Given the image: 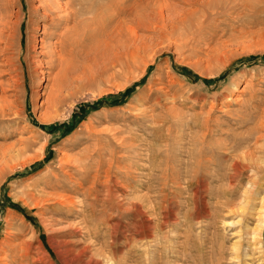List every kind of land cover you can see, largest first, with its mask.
Returning a JSON list of instances; mask_svg holds the SVG:
<instances>
[{
	"label": "rangeland",
	"instance_id": "obj_1",
	"mask_svg": "<svg viewBox=\"0 0 264 264\" xmlns=\"http://www.w3.org/2000/svg\"><path fill=\"white\" fill-rule=\"evenodd\" d=\"M65 1L0 0L1 35L17 24L0 42V264H264V224L247 233L264 193V0H113L121 23L48 77L43 8ZM235 161L260 162L254 181L230 183ZM64 173L79 182L59 204Z\"/></svg>",
	"mask_w": 264,
	"mask_h": 264
},
{
	"label": "bare ground",
	"instance_id": "obj_2",
	"mask_svg": "<svg viewBox=\"0 0 264 264\" xmlns=\"http://www.w3.org/2000/svg\"><path fill=\"white\" fill-rule=\"evenodd\" d=\"M99 2H101V3H98L97 0H66L63 4H60V3H52L51 4L50 3L49 5H47V7L43 8L44 9L43 17H47L48 20H50L49 26L46 29L44 36L48 37L50 39L53 38V42H52L51 46L49 47L50 51L47 52V53H49V57H50V59L47 61V68L49 71L47 74L48 77L50 76L51 72H54L55 70H57V72L63 71L64 66L67 63L66 58L69 57L70 55H72L73 50L76 49L77 46H79L80 44L82 45L83 42H87V41L90 42L91 40H93L94 35H95V31L97 28L100 29L103 32V34H106V36H107L108 35L107 33H109L112 25H114L116 22H119L120 14L116 12L118 10V8L114 4V1L113 0H110V1L109 0H100ZM3 10H4V8L0 4V27H2L4 29L6 27V25H8L7 24L8 22L4 19L5 16L2 13ZM60 12L62 14H60ZM119 23H121V21ZM16 27H17V24L14 23L13 26H11L12 32L9 31V33L5 34V36H3L4 34L1 35L4 31L0 30V42H1V38L4 37L6 40V45H7V43L9 42L8 40L10 39V37H12L13 38L12 44L15 45L14 42L17 41L16 40L17 39L16 38V35H17L16 34ZM7 49H8L7 46H5L3 48L0 47V50H3L2 52H3L4 56L7 57V59H9L10 55H9V52L6 51ZM0 54H2V53H0ZM125 66H127V65H125ZM3 71H5V70H3ZM51 101L54 102L55 100L52 98ZM0 110H1V112H4V106L0 105ZM2 121H4V120H2ZM66 157L69 158V156H66ZM72 158H73V156H72ZM78 158H79L80 165L83 166L84 165L83 161L85 160L86 157L84 155H82ZM74 159H75V161L77 160L76 157ZM205 161H210V160L205 159ZM68 162H71L70 159H68ZM260 165L261 164L259 161H255L252 164H243L239 161L233 162V164L231 165V169H232L233 173L228 175L230 183L232 184L235 180H237L240 177V175L244 172V170H246V169L247 170L249 169L250 171L253 172L252 180L255 179V177L257 176V174L259 173V170L261 168ZM209 167L210 166H207V165L203 166V171H202L200 177L198 178L199 185L203 186L204 184H206L207 182L210 181V180L208 181V178H207V177H209V169H210ZM70 169H69V171H70ZM74 175L72 173H70V174L64 173V177H63L64 180L56 181L54 184L48 185V186L55 189L54 190L55 192L54 193L50 192V195L51 194L56 195L57 202L59 204H66L67 202L70 201L71 196L68 192V189H69V187H71V182L72 183L74 181L79 182V180H78L79 174H77V178L74 177ZM211 175H213V174H211ZM216 175H217V177H221V175H219L217 173H216ZM62 176H63V174H62ZM253 181H251V180L248 181V183H247L248 187L246 188V190L243 189L244 195L248 194L251 191V189L253 187ZM230 183H228V184H230ZM206 186H208V185L206 184ZM232 187H234V186H232ZM231 191H233V190L231 189L230 192ZM47 193L44 192V195H43V193H42V195L43 196L49 195V193L48 194ZM36 195H38V194H36ZM245 198H247V197L245 196L243 198L242 206H240V207L246 206V201H245L246 199ZM39 199H40V197L38 198V200ZM259 199H260L259 206L257 208H253L254 210H256L254 213L255 214V224H254V226L249 227V229L247 231V233L251 237H254V235L256 233L260 232L262 227H263V224H264V193L261 196L259 195ZM109 256L111 257V255H109ZM109 256H108V258H109ZM112 258L114 259L113 256H112ZM113 259L110 260L112 263H113V261H112Z\"/></svg>",
	"mask_w": 264,
	"mask_h": 264
}]
</instances>
